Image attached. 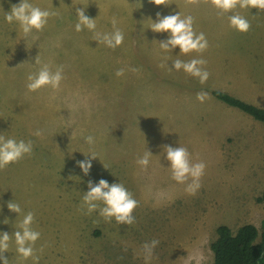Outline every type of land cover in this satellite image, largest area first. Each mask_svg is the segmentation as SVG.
<instances>
[{
	"label": "rangeland",
	"instance_id": "1",
	"mask_svg": "<svg viewBox=\"0 0 264 264\" xmlns=\"http://www.w3.org/2000/svg\"><path fill=\"white\" fill-rule=\"evenodd\" d=\"M30 2L55 15L26 38L17 24L4 20V12L19 0H0V134L33 142L31 154L0 169V232L11 236L31 211L32 227L40 232L33 245L38 264H145L142 245L153 239L159 244L149 264H209L219 226L237 232L254 224L261 231L264 206L256 201L261 192H247L243 183L250 177L230 166L233 160L218 164L220 159L205 152L200 141L211 128L203 125L195 131L189 114V106L193 110L201 104L192 95L208 92L209 77L200 84L167 65L171 68L177 58H202L207 69L215 65V54L220 62L227 60L224 69L236 66L238 58L247 62L245 67L254 62L264 73V10L237 6L222 13L211 0H166L167 5L159 6L151 0ZM79 7H87L85 14L96 19L97 32H110L115 17L124 34L122 44L108 49L93 32L75 31ZM178 12L193 16L194 31L204 33L208 46L202 53L177 57L178 48L160 49L167 34L152 32L149 19ZM233 13L249 21L246 33L229 26ZM37 56L40 63L33 66ZM45 64L52 71L63 66L60 86L29 92L28 74ZM121 68L124 74L117 77ZM220 73L219 68L213 73L214 88L222 83ZM38 129L37 137L33 133ZM89 135L94 137L91 145L84 139ZM178 145L188 150L191 162L205 164L194 195L171 178L164 147ZM146 150L153 156L141 170L136 159ZM88 155L96 159L84 175L77 162ZM253 174L257 172L245 175ZM101 178L110 185L122 183L138 202L131 225L105 221L99 209L87 213L82 196L89 181ZM255 181L262 190L264 177ZM13 200L22 209L18 218L6 207ZM5 218L9 223H2ZM2 255L9 264H33L31 257L25 260L16 253L11 238Z\"/></svg>",
	"mask_w": 264,
	"mask_h": 264
},
{
	"label": "clouds",
	"instance_id": "2",
	"mask_svg": "<svg viewBox=\"0 0 264 264\" xmlns=\"http://www.w3.org/2000/svg\"><path fill=\"white\" fill-rule=\"evenodd\" d=\"M157 6L167 5L166 0H151ZM213 8L222 13L232 12L237 6L240 9L264 10V0H211ZM87 7H79L76 9L75 31L80 32L84 29L94 33L95 40L98 44H103L108 49L119 47L124 39V34L117 27L116 18L112 19V30L110 32H97L96 19H92L85 14ZM55 15L45 9L35 6L30 0H19V3L11 5L10 11L4 12V20L7 23H15L20 31L27 38L33 36L35 32L43 30L48 23V18ZM150 29L154 33H166L167 39L159 42L160 49L164 52L179 49L177 57L187 55L189 53H202L208 46V41L203 32L197 33L193 29L194 18L191 15L182 16L180 12L169 14L161 17L157 13L156 21L151 19ZM229 26L240 33H246L250 28L249 21L243 16L233 13L228 17ZM38 56L35 65L39 64ZM206 61L202 58H192L190 60L175 59L172 61V67L169 71H182L188 76L198 79L200 84H204L208 77V71L203 67ZM136 71V69H132ZM124 74V69H118L115 72L117 77ZM63 79V66H58L55 71L50 70L48 65L41 66L35 73H29L27 76L26 88L29 92H35L45 86L51 87L53 90L60 86ZM207 92H198L197 100L203 102L208 97ZM33 135L40 136L41 130H36ZM85 143L91 145L94 143V137L89 135L84 138ZM33 150V142L31 140H17L12 137L5 138L0 134V169L8 165L18 162L25 155L31 154ZM165 158L168 161V168L171 172V178L179 184L185 185V191L194 195L200 188V178L203 175L205 164L203 162L193 163L190 161V153L185 147L165 146ZM153 156L149 151L136 159V164L141 170H146L150 164V157ZM84 160L78 161L77 166L84 175H88L92 167V159H96L94 155H88ZM190 181V182H189ZM88 190L83 194V205L86 206L87 213L99 209V216L105 221L114 220L119 225H131L135 217L133 211L137 207V201L133 198L125 186L118 182L111 185L107 180L101 178L97 182H88ZM103 205V206H100ZM6 207L9 211L17 214V218L21 216L22 209L14 200L7 203ZM16 218V220H17ZM15 220V221H16ZM34 215L31 211L23 214L20 219L18 228L13 231L10 236L7 232H0V264H9L2 253L7 252L9 248L10 238L14 239L16 253L23 259L32 258L33 264H38L39 257L33 255V245L40 237V232L33 229L32 224ZM2 223H9L5 218ZM159 241L153 239L142 245L145 264H149L153 257L154 249L158 246Z\"/></svg>",
	"mask_w": 264,
	"mask_h": 264
},
{
	"label": "crops",
	"instance_id": "3",
	"mask_svg": "<svg viewBox=\"0 0 264 264\" xmlns=\"http://www.w3.org/2000/svg\"><path fill=\"white\" fill-rule=\"evenodd\" d=\"M262 43L264 44V40ZM214 56L215 65L211 63L212 65L207 66L206 69L209 73V84L208 92H205L209 95L201 104H198V108L192 110L189 106V114L196 125L195 131L201 129L203 125L211 128V133L205 134L206 137L200 141L201 145H205V152L212 153L220 159L221 161H217L218 164H227L228 161L233 160L234 162L229 165L238 167L244 172V176L250 177L246 183H243L244 187H247V192L253 195L260 191L262 194L264 188L262 190L255 188V184H259L255 181V177H264V127L260 121L252 119L240 109L217 99L213 92L209 93V89L214 88L213 82L216 78L213 77V73L219 68L221 69L220 77L223 80L221 85L214 88L215 91L226 92L264 109V73L260 71L258 65L255 66L254 62L249 63V67H245L247 62L238 58L235 63L232 62L236 66L224 69L227 60L221 58L220 62L219 55L214 54ZM214 56L210 58L213 61ZM192 96L197 101L196 95ZM226 120L228 121L225 123ZM236 161L240 162L236 164ZM253 171L257 174L245 175ZM261 194L259 193L256 197L258 198ZM258 205L264 206L259 203Z\"/></svg>",
	"mask_w": 264,
	"mask_h": 264
},
{
	"label": "trees",
	"instance_id": "4",
	"mask_svg": "<svg viewBox=\"0 0 264 264\" xmlns=\"http://www.w3.org/2000/svg\"><path fill=\"white\" fill-rule=\"evenodd\" d=\"M213 95L229 106L235 107L257 121L264 123V109L240 100L226 92L213 91ZM264 204V191L257 198ZM217 240L211 245L214 254L209 264H264V219L261 231L254 224H246L233 232L229 226L217 229Z\"/></svg>",
	"mask_w": 264,
	"mask_h": 264
}]
</instances>
